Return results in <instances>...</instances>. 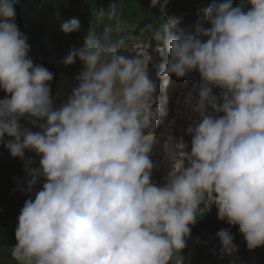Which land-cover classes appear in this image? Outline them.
<instances>
[{
	"label": "clouds",
	"instance_id": "obj_1",
	"mask_svg": "<svg viewBox=\"0 0 264 264\" xmlns=\"http://www.w3.org/2000/svg\"><path fill=\"white\" fill-rule=\"evenodd\" d=\"M16 2L0 0V89L8 94L0 99V144L26 161L21 191L44 180L18 217L10 248L17 264H182L190 225L208 202L220 221L239 227L249 250L264 247V0L213 3L205 9L210 27L194 34L176 20L155 33L167 49L156 80L201 77L184 97L199 117L187 128L191 151L175 142L163 186L152 183L159 109L151 58L123 53L111 29L89 31L64 60L83 64L78 85L56 107L54 73L30 58ZM80 27L72 19L61 31ZM26 152L40 157L39 167H28ZM217 235L227 254L238 250L229 230Z\"/></svg>",
	"mask_w": 264,
	"mask_h": 264
},
{
	"label": "rangeland",
	"instance_id": "obj_2",
	"mask_svg": "<svg viewBox=\"0 0 264 264\" xmlns=\"http://www.w3.org/2000/svg\"><path fill=\"white\" fill-rule=\"evenodd\" d=\"M50 2H51V5H50V7H51L54 4V1L50 0ZM81 4H82L81 7H79L78 4H76L74 7L77 8L78 10H80V11H85L86 10L85 1L81 0ZM126 19H127V21H129L131 19L130 15H128ZM42 20L43 19H41V21ZM52 20L53 19H51V17H50L49 18V22H51ZM148 23H149V21L144 19V22H143L142 26H144V24H148ZM40 24L42 25V22ZM38 32H40L39 29H38ZM19 175L22 177V181H26V177H25L26 175L25 174H22L19 171ZM5 184H6L5 178L2 175H0V185H5ZM22 185H25V183H23ZM217 233H215L214 236L216 238H219ZM240 236H241V233H240ZM241 240H242L241 247L243 248L242 251H236V252L232 253L231 255L227 254L223 250V245H222V243H221V241L219 239V241L214 244L216 246L212 245L211 247L210 246L206 247L205 255L207 257L210 256V255H213L214 256L213 260L217 261L219 263H225L226 261L232 262L234 260H240L241 262H245V259H244V257L242 256L241 253L248 254L249 252H248L246 241H245L243 236H241ZM257 250H258V253L253 255V261H254L255 264H264V252L262 251L264 249L257 248ZM188 252H194V245L192 244V239L190 240V245L189 246L187 245V247L184 249V251L182 253L185 254V253H188ZM250 252H252V251H250ZM2 261L3 260L0 259V264H5ZM189 261H190V259L186 258V260L184 262H186V264H188V263H190Z\"/></svg>",
	"mask_w": 264,
	"mask_h": 264
},
{
	"label": "bare ground",
	"instance_id": "obj_3",
	"mask_svg": "<svg viewBox=\"0 0 264 264\" xmlns=\"http://www.w3.org/2000/svg\"><path fill=\"white\" fill-rule=\"evenodd\" d=\"M211 5V4H210ZM66 76H68V75H66ZM75 76H73V78H74ZM165 85V84H164ZM162 113H164V112H162ZM214 232H218V230L215 228L214 229ZM212 234V232L211 231H209L208 233H207V235H211ZM241 236H243L242 234H241ZM236 247H237V251H242L243 250V248L239 245V244H237V245H235ZM250 251H252V252H254V253H257L258 252V250H256V249H254V250H249L248 249V252H250ZM263 252H264V250H262Z\"/></svg>",
	"mask_w": 264,
	"mask_h": 264
}]
</instances>
